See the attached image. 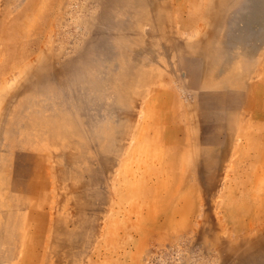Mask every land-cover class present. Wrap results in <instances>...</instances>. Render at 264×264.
Instances as JSON below:
<instances>
[{"label": "rangeland", "instance_id": "374dc122", "mask_svg": "<svg viewBox=\"0 0 264 264\" xmlns=\"http://www.w3.org/2000/svg\"><path fill=\"white\" fill-rule=\"evenodd\" d=\"M0 264H264V0H0Z\"/></svg>", "mask_w": 264, "mask_h": 264}, {"label": "bare ground", "instance_id": "6f19581e", "mask_svg": "<svg viewBox=\"0 0 264 264\" xmlns=\"http://www.w3.org/2000/svg\"><path fill=\"white\" fill-rule=\"evenodd\" d=\"M164 140V139H163Z\"/></svg>", "mask_w": 264, "mask_h": 264}]
</instances>
